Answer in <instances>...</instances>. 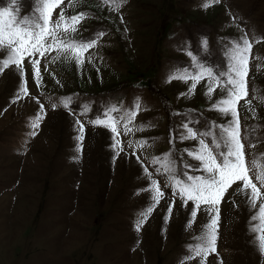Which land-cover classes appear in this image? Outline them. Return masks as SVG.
Listing matches in <instances>:
<instances>
[{"label": "rangeland", "instance_id": "obj_1", "mask_svg": "<svg viewBox=\"0 0 264 264\" xmlns=\"http://www.w3.org/2000/svg\"><path fill=\"white\" fill-rule=\"evenodd\" d=\"M203 3L127 0L115 11L102 0H62L52 12L53 21L61 9L69 16L86 13L71 38L90 41L105 34L85 53L83 66L54 60L55 52L34 57L40 59L42 76L37 87L32 64L25 59L29 95L19 100L15 68L0 74V264H181L189 255L186 245L200 234L207 213L199 211L186 229L191 202L183 207L166 186L168 178L156 173L150 162L173 151L178 171L184 162L197 163L184 152L196 141L179 139L187 110H195L199 123L191 126L201 131L206 121L224 123L228 118L209 110L224 93L217 89L209 100L204 94L207 81H201L190 98L181 94L191 81L166 82L170 71L190 65L186 48L209 65L221 66L230 41L247 35L252 43L248 95L237 104V112L242 133L259 126L242 140L250 178L259 187L255 176L264 161H257L259 167H253V161L264 154V0H219L208 8ZM0 7H12L10 0H0ZM32 7L33 0L16 5L20 17ZM202 38L208 41L207 51L200 48ZM64 97H72L68 108L61 104ZM136 98L142 110L127 122L123 117ZM107 106L118 109L112 113L119 121L117 148L108 128L90 123ZM38 112L43 119L31 136L30 123ZM77 120L84 126L82 141ZM126 123L131 131H125ZM141 164L165 195L137 232L135 223L150 203L149 194L140 191L148 184ZM240 183L233 184L220 203L216 252L207 256L206 264H264L249 231L253 210L237 191ZM173 199V214L165 223Z\"/></svg>", "mask_w": 264, "mask_h": 264}, {"label": "snow or ice", "instance_id": "obj_2", "mask_svg": "<svg viewBox=\"0 0 264 264\" xmlns=\"http://www.w3.org/2000/svg\"><path fill=\"white\" fill-rule=\"evenodd\" d=\"M127 0H102L104 5L112 10L118 11ZM219 0H204L201 5L208 8L212 3ZM12 7H0V74L10 68H15L20 76V86L15 99H23L29 95L27 80L25 78L24 62L28 59L33 67V79L37 87L41 86L42 76L40 75V59L34 57H45L50 52H55L54 60L66 59L75 63L79 68L85 63V53L97 45L98 39L105 35L98 33L90 41L83 38L73 39L72 34L78 31V25L86 17V13L79 12L76 15H66L61 9L59 19L53 21L52 12L58 7L62 0H33V7L29 14L20 17L16 5L19 0H10ZM122 19V18H121ZM259 42V39L257 40ZM200 48L203 51L208 49V41L201 39ZM252 43L247 35L241 36L239 40L230 41L225 46L224 64L221 66L209 65L190 48L184 49L190 58V65L184 68H176L170 71L166 82L180 80L191 84L185 93L181 95L190 98L201 81H207L205 96L211 100L213 93L219 89L224 95L219 100L210 104L209 110L217 111L228 118L224 123L206 121L204 130H197L192 127L198 124L199 119L194 117L195 110L189 109L183 115L185 121L180 125L182 129L179 139L196 141L193 148H186L184 152L197 163L195 165L184 162L182 170H177L176 161L173 159V151L164 153L161 156L153 157L151 164L155 172L166 176L174 198L181 201L183 207L187 208L189 202L192 204V211L185 225L190 229L194 224L197 214L203 210L207 213V221L202 226L199 235L193 237V241L186 245L189 255L183 257L181 264L186 261L199 258L200 264H206L207 256L216 252L218 229L220 222V203L225 193L233 184L240 183L238 193L243 195L249 208L253 210L249 217V231L253 233L257 247L261 255H264V168H260L255 176L254 183L250 178V169L245 160L244 144L242 140L249 139L259 127L252 125L242 133L237 104L248 95L247 77L249 74V57L251 55ZM249 106L251 101H245ZM72 103V97L62 98L61 104L68 108ZM53 108L56 104L52 105ZM43 105H40V111ZM141 109V101L136 98L132 110L127 112L123 119L131 122L135 119ZM89 107L83 106V114H87ZM115 106H107L102 114L90 121L94 126L108 128L113 133L114 148L119 146V135L116 125L119 121L112 115L117 112ZM181 115V113H173ZM43 116L37 113L32 118L29 133L35 136V129L39 128ZM81 135L78 140L82 141L83 124L77 120ZM132 129L125 124V131ZM170 137L169 143L172 144ZM141 146L146 142L140 141ZM119 152H117V155ZM257 161H264V154L254 157L253 167H259ZM142 171L148 180L146 187L140 191L148 193L150 203L141 212L140 218L135 223V230L139 232L154 210L158 207L165 193L161 189L160 182L153 178L152 172L143 164ZM191 172L199 174H190ZM175 206V199L169 204L163 217L168 223L171 219Z\"/></svg>", "mask_w": 264, "mask_h": 264}]
</instances>
